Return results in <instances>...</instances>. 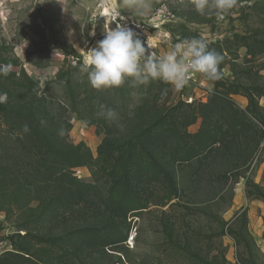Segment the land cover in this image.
Segmentation results:
<instances>
[{
  "label": "rangeland",
  "instance_id": "rangeland-1",
  "mask_svg": "<svg viewBox=\"0 0 264 264\" xmlns=\"http://www.w3.org/2000/svg\"><path fill=\"white\" fill-rule=\"evenodd\" d=\"M146 3L140 15L126 0H0V65L12 66L0 75V137L21 134L13 116L28 115L52 144L82 149L70 171L85 186L82 200L53 202V221L38 226L27 224L37 203L9 212L0 204V256L24 255L26 264H264V137L251 163L237 169L204 135L210 125L188 124L181 115L182 138L172 145L178 155L162 163L174 164L175 187L157 180L147 144L126 169L122 156L115 162L105 154L118 143L123 151L157 113L179 103L228 97L250 120L251 110L264 120V0H237L223 19L200 15L191 0ZM117 25L131 28L158 57L178 39H206L224 57L222 79L193 75L179 92L162 81L94 89L85 62ZM102 106L119 119L99 117ZM173 132L169 126L166 135ZM185 164L197 175L184 173Z\"/></svg>",
  "mask_w": 264,
  "mask_h": 264
},
{
  "label": "trees",
  "instance_id": "trees-1",
  "mask_svg": "<svg viewBox=\"0 0 264 264\" xmlns=\"http://www.w3.org/2000/svg\"><path fill=\"white\" fill-rule=\"evenodd\" d=\"M258 44L264 43L260 41ZM246 47L250 50L251 45L247 44ZM70 83L71 81L66 82L68 88ZM220 87L227 89L225 84H221ZM221 97L214 96L208 104L199 106L179 103L174 107L165 108L157 113L155 120L135 136L133 141L126 142L127 148L121 151L122 146L118 143L111 146V149H106L105 154L112 156L115 162L122 156L125 161L123 166L126 169L127 163L135 164L137 151L144 149L143 145L147 144L150 146L149 151L154 153L151 157L155 163L152 170L154 169L157 180L175 187L176 177H172L174 164L165 168L162 163L167 160L173 161L176 158L175 154L178 155L177 148L172 145L182 138L180 130L183 131V128L179 121L180 116L184 114L182 119L184 122L190 121L188 124L202 119L204 126L210 125L211 127H206L204 135L211 140L212 146L216 147L218 143L221 146L220 151L224 148L229 152L228 158L235 161L237 169L245 168L261 146L264 137V120L254 110L247 111L255 121L250 120L246 112L235 107L232 100ZM211 113L215 117L214 121L211 120ZM13 118V125L20 129L21 134L0 137V204L6 205L9 212L12 206L23 210L28 204L37 203V207L30 208L35 216L31 221H27V224L38 226L41 221L52 222L57 209L53 202L68 205L69 201L75 203L74 201L78 202L85 196L84 183L74 177L70 171L79 165L82 149L73 145L60 149L41 134L39 124L28 115L19 114ZM24 125L29 126L28 133L23 132ZM169 126L174 131V137L171 138L166 135L169 134ZM225 127L228 129L224 130ZM233 130L236 132L232 133ZM167 141H170L169 145ZM215 149L219 150V148ZM200 162L201 160L191 166L199 167ZM191 166L185 164L184 173L197 175L196 168ZM111 169L113 170V167ZM181 177L184 178L183 175L177 176V180L182 181ZM175 191L178 193L177 188ZM63 254L69 256L71 253L63 252ZM26 262L27 258L24 255L13 252L0 256V264H26Z\"/></svg>",
  "mask_w": 264,
  "mask_h": 264
},
{
  "label": "clouds",
  "instance_id": "clouds-1",
  "mask_svg": "<svg viewBox=\"0 0 264 264\" xmlns=\"http://www.w3.org/2000/svg\"><path fill=\"white\" fill-rule=\"evenodd\" d=\"M191 2L200 15H214L219 19L237 4V0ZM126 3L140 15L149 8L146 0H126ZM223 59V55L209 47L206 39L199 37L178 39L169 51L158 57L131 28L117 25L105 31L97 47L91 49L84 71L96 90L117 88L126 81H130L133 88H146L151 82L162 81L179 92L189 86L193 75H200L209 83L221 80ZM11 70V65H0V75L6 76ZM97 115L108 121L119 119L116 111L103 106ZM29 131V126L24 125L23 132Z\"/></svg>",
  "mask_w": 264,
  "mask_h": 264
},
{
  "label": "built area",
  "instance_id": "built-area-1",
  "mask_svg": "<svg viewBox=\"0 0 264 264\" xmlns=\"http://www.w3.org/2000/svg\"><path fill=\"white\" fill-rule=\"evenodd\" d=\"M133 240H134V236H131L130 239H129V241L130 242H133Z\"/></svg>",
  "mask_w": 264,
  "mask_h": 264
}]
</instances>
